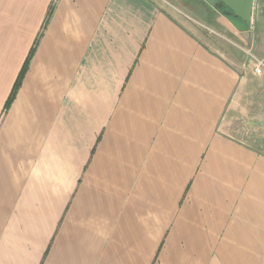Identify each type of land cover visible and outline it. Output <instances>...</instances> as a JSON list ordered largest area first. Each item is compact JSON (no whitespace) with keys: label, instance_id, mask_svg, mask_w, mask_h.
I'll list each match as a JSON object with an SVG mask.
<instances>
[{"label":"crops","instance_id":"crops-1","mask_svg":"<svg viewBox=\"0 0 264 264\" xmlns=\"http://www.w3.org/2000/svg\"><path fill=\"white\" fill-rule=\"evenodd\" d=\"M183 5L0 0V264H264V71Z\"/></svg>","mask_w":264,"mask_h":264},{"label":"rangeland","instance_id":"rangeland-1","mask_svg":"<svg viewBox=\"0 0 264 264\" xmlns=\"http://www.w3.org/2000/svg\"><path fill=\"white\" fill-rule=\"evenodd\" d=\"M158 3L160 7L163 9L176 14L181 15L183 12L189 13L188 15L194 16L196 20H199V17L190 13L185 7V5H192L196 7V10L204 11V7L207 6V3L204 0H154ZM195 12V11H194ZM228 18V21L231 22L235 29L233 31H227L225 29H221L225 36L232 42L230 45H234V50H240L243 55V59L248 60V56L243 51V49H251L253 40H256L261 34L264 35V0H257L255 2L252 19L249 24H246L241 19L233 16V15H224ZM243 38V41H240V38ZM241 38V39H242ZM245 40V41H244ZM238 45V46H236ZM258 46H256L254 53L257 54ZM234 55L235 53L232 52ZM252 68V66H251Z\"/></svg>","mask_w":264,"mask_h":264},{"label":"water","instance_id":"water-1","mask_svg":"<svg viewBox=\"0 0 264 264\" xmlns=\"http://www.w3.org/2000/svg\"><path fill=\"white\" fill-rule=\"evenodd\" d=\"M212 7L219 8L222 5L228 8V11H223L224 15H233L246 24H249L252 19V12L257 0H204Z\"/></svg>","mask_w":264,"mask_h":264},{"label":"trees","instance_id":"trees-1","mask_svg":"<svg viewBox=\"0 0 264 264\" xmlns=\"http://www.w3.org/2000/svg\"><path fill=\"white\" fill-rule=\"evenodd\" d=\"M52 8H53V5L51 4L49 6V10L47 12L45 22L43 24V28L45 26V23L48 21V18L50 16V13H51ZM32 52H33V48L29 52V55L27 56V58H26V60H25V62L23 64V66H22V68H21V70H20V72H19V74H18V76H17V78H16V80H15V82L13 84V88H12V90H11V92H10V94H9L6 102H5L4 110H6L8 108L9 104L11 103V101L13 100V98L15 97V94H16V92H17V90H18V88H19V86L21 84L22 78H23V76L25 74V71L27 69L28 61L30 59V56H31Z\"/></svg>","mask_w":264,"mask_h":264},{"label":"built area","instance_id":"built-area-1","mask_svg":"<svg viewBox=\"0 0 264 264\" xmlns=\"http://www.w3.org/2000/svg\"><path fill=\"white\" fill-rule=\"evenodd\" d=\"M243 51L248 56V61L252 64V70L256 75L262 74L264 71V61L262 59L257 58L253 52L252 48L243 49Z\"/></svg>","mask_w":264,"mask_h":264},{"label":"flooded vegetation","instance_id":"flooded-vegetation-1","mask_svg":"<svg viewBox=\"0 0 264 264\" xmlns=\"http://www.w3.org/2000/svg\"><path fill=\"white\" fill-rule=\"evenodd\" d=\"M223 6V5H222ZM227 8V7H226Z\"/></svg>","mask_w":264,"mask_h":264}]
</instances>
